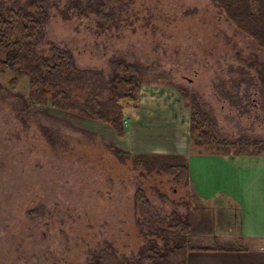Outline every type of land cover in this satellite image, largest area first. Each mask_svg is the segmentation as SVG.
I'll use <instances>...</instances> for the list:
<instances>
[{"label": "rangeland", "instance_id": "374dc122", "mask_svg": "<svg viewBox=\"0 0 264 264\" xmlns=\"http://www.w3.org/2000/svg\"><path fill=\"white\" fill-rule=\"evenodd\" d=\"M0 6L43 13L41 39L30 46L35 58L50 57L55 47L67 51L78 70L93 74L92 83L110 82L111 63L124 61L137 67L141 86L137 107L124 110L119 137L76 111L24 109L8 90L16 78L11 93L26 99L28 79L0 72V264H137L153 244L162 249V236L139 226L135 193L142 189L152 215L165 223L185 212L188 195L163 161L135 165L137 154L160 155L136 153L124 141L128 120L139 118L143 104L167 106L175 96L189 121L194 106L215 139L229 145V154H218L236 155L230 145L241 141L264 143V48L213 0H0ZM167 114L157 110L148 120ZM257 154L241 153L264 152Z\"/></svg>", "mask_w": 264, "mask_h": 264}, {"label": "trees", "instance_id": "16d2710c", "mask_svg": "<svg viewBox=\"0 0 264 264\" xmlns=\"http://www.w3.org/2000/svg\"><path fill=\"white\" fill-rule=\"evenodd\" d=\"M213 2L224 11L225 16L239 31L248 34L260 48H264V0ZM43 23V13L33 17L22 10H3L0 6V72L22 74L29 82L26 99L22 96L15 97L11 93V90L17 87L16 78L9 83V96L17 99L24 109H29L28 105H49L64 112L76 111L88 119L111 127L119 137L123 136L124 110L137 107V96L140 93L137 67L124 61H113V79L110 82L100 80L98 83H92L93 74L90 71L78 70L67 51L55 47L52 48L50 57L35 58L30 46L41 39ZM85 89L89 90L87 96L79 101L77 96ZM105 92L112 95L103 100L102 95ZM189 135L191 142L206 152L229 154V145L215 139L209 121L196 111L194 106H191L190 110ZM239 144L230 145L232 149L237 148L236 155L246 151L251 155L264 152L263 142H254L252 146L243 145L242 141ZM122 155L129 156L130 153ZM160 161L164 162L166 171L175 173L178 183L187 182L189 171L184 156L137 154L134 158L135 165L140 168L161 167ZM135 205L144 218L139 226L146 228L148 233L162 236L164 244L162 249L153 244L143 254V263L137 264H187L188 252L204 250L200 248L197 240L191 237L187 216L174 214L168 223L155 218L142 189L135 193Z\"/></svg>", "mask_w": 264, "mask_h": 264}, {"label": "crops", "instance_id": "0c3cea01", "mask_svg": "<svg viewBox=\"0 0 264 264\" xmlns=\"http://www.w3.org/2000/svg\"><path fill=\"white\" fill-rule=\"evenodd\" d=\"M147 99L141 96L140 105ZM173 101L141 105L139 118L128 120L124 141L136 153L186 158L187 182L178 184L188 199L180 215L204 249L188 252L187 264H264V155L205 152L190 140L187 110L175 96ZM157 110L169 112L148 120Z\"/></svg>", "mask_w": 264, "mask_h": 264}]
</instances>
